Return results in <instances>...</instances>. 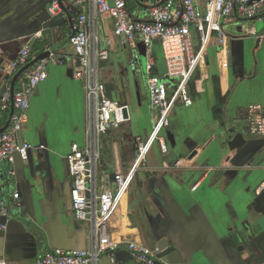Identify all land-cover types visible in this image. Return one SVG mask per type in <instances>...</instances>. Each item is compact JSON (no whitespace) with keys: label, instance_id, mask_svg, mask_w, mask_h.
<instances>
[{"label":"crops","instance_id":"obj_1","mask_svg":"<svg viewBox=\"0 0 264 264\" xmlns=\"http://www.w3.org/2000/svg\"><path fill=\"white\" fill-rule=\"evenodd\" d=\"M53 2L0 0V72L6 69L0 130L10 117V110L1 109V96L22 69H10L21 50L30 47V62L44 54L63 61L48 67L47 80L30 99L28 121L18 135V143L33 146L29 159L17 158L14 177L4 179L0 200L11 204L16 192L21 195L13 217L0 216V259L9 264H36L51 249L89 248L90 225L74 216L67 167L72 146L83 147L87 131L85 90L73 76L77 57L69 41L77 14L52 18ZM197 5L204 8L202 0ZM147 7L129 1L138 20H147ZM223 28L228 45L221 49L213 39L189 87L193 104L178 105L172 114L175 145L169 143L167 153L151 149L146 169L119 195L107 240L123 248L115 263L104 257L101 264H137L126 245L157 250L160 239L178 250L185 264H264V44L258 46L254 36L264 30V15L231 19ZM97 31L100 48L109 51L99 79L109 99L128 111V120L101 138L100 180L106 186L113 175L131 173L137 139L150 137L159 115L149 103L139 46H124L109 16L100 17ZM194 46L200 48L197 37ZM153 56L156 74L165 79L158 44ZM9 169L1 164L0 176Z\"/></svg>","mask_w":264,"mask_h":264},{"label":"built area","instance_id":"obj_2","mask_svg":"<svg viewBox=\"0 0 264 264\" xmlns=\"http://www.w3.org/2000/svg\"><path fill=\"white\" fill-rule=\"evenodd\" d=\"M130 0H54L48 13L52 18L77 14L73 24L70 43L77 57L74 79L83 83L86 99L87 131L83 147L73 145L67 156V167L72 181V210L77 221L90 225L89 248L87 250H48L36 264H101L104 257L116 262V254L123 246L107 240L109 222L114 214L119 195L128 188L133 177L146 169L151 149L158 145L162 153H167L169 141L167 131L171 127V117L178 105L189 107L193 104L189 87L194 75L205 59L207 49L213 39H217L224 49L229 38L223 22L231 19L255 20L264 15V0H134L147 5V20H138L129 10ZM109 16L114 20L115 34L124 46L136 49L140 44L147 53L145 65L146 84L152 110L158 112L159 120L147 140L137 139L135 162L128 176L115 175L112 184L103 186L100 180L101 138L113 129H119L126 121L124 108L108 97L105 84L99 79V65L109 59V51L101 49L98 39L97 22L100 17ZM260 44H264L262 33L254 31ZM200 42L195 49L194 38ZM109 44V43H108ZM158 44L163 53L166 78L156 74L153 56ZM110 45V44H109ZM229 53V52H228ZM30 47L20 52L19 58L10 69L17 72L30 62ZM50 65H63V61L53 54L31 68L22 78L20 91L11 94L6 89L1 96V109L14 114L6 131L0 133V165L10 166L7 178L15 175L17 157L23 162L29 159L33 146L18 143V135L28 121L30 99L38 86L47 80ZM172 85V86H171ZM41 149H44L42 146ZM113 187H112V186ZM5 180H0V195ZM112 187V188H111ZM20 193L16 192L9 204L0 200V216L9 220L12 209L20 207ZM4 228V227H3ZM126 249L137 264H157L155 253L144 245L130 243ZM0 264H9L0 259Z\"/></svg>","mask_w":264,"mask_h":264},{"label":"water","instance_id":"obj_3","mask_svg":"<svg viewBox=\"0 0 264 264\" xmlns=\"http://www.w3.org/2000/svg\"><path fill=\"white\" fill-rule=\"evenodd\" d=\"M167 1L168 0H163L162 4L167 2ZM257 42H258V46H260V42H259L258 39H257ZM138 48L140 50V53H141L143 61H144L145 60V52H146L145 49H144V46L142 44H140ZM51 51L54 52L55 49H53ZM47 57H48V54L40 55L39 57L34 59V61L28 63L25 67H23L15 75V77L11 81L12 84H11V90L10 91H11L12 95H14V93H15V85H16L18 79L20 77L24 76L31 68L36 66L41 61L45 60ZM5 70L6 69L3 68L1 70V72H0V83L2 82V80L4 78V74H3L2 71H5ZM123 113H124V119L128 120V111H127V109L124 108ZM13 114H14V105L12 104V107H11V110H10L9 121H8L6 127L4 129L0 130V133H2V132L7 130V128L9 127V125L11 123V119L13 117ZM167 138H168V141L174 146L175 145V138H174L173 134L170 132V130L167 131ZM6 178H7L6 173L4 174L2 172V176H0V180H4ZM114 179H115V175L112 176V180H114ZM151 183H153V181H151ZM12 217H13V212H12ZM246 228L248 229V233H250V229H249L248 225H246ZM155 256H156V259H157V262H156L157 264H185L184 260L182 259L181 255L179 253V251L176 250L174 247H172L166 239H160L158 241V243H157V251L155 253Z\"/></svg>","mask_w":264,"mask_h":264},{"label":"rangeland","instance_id":"obj_4","mask_svg":"<svg viewBox=\"0 0 264 264\" xmlns=\"http://www.w3.org/2000/svg\"><path fill=\"white\" fill-rule=\"evenodd\" d=\"M136 5L134 4V3H132V2H130V10L131 11H133V13L136 15V13H135V9H136ZM145 49V48H144ZM145 51H146V49H145ZM120 53H121V51H120ZM110 54H112V53H110ZM124 54V53H123ZM122 57H123V55H122ZM124 57H125V54H124ZM111 59H113V54L111 55ZM111 61V60H110ZM144 62V66H145V64H146V60H144L143 61ZM153 150L152 151H156L157 149H158V145H155L153 148H152ZM150 159V157H149V155H148V160ZM148 160H147V162H148ZM140 176V172H139V174H137L136 175V178H138ZM103 179V178H102ZM7 200V199H6Z\"/></svg>","mask_w":264,"mask_h":264},{"label":"flooded vegetation","instance_id":"obj_5","mask_svg":"<svg viewBox=\"0 0 264 264\" xmlns=\"http://www.w3.org/2000/svg\"><path fill=\"white\" fill-rule=\"evenodd\" d=\"M169 145H170V144H169ZM169 145H168V151H169ZM168 151H167V152H168Z\"/></svg>","mask_w":264,"mask_h":264}]
</instances>
